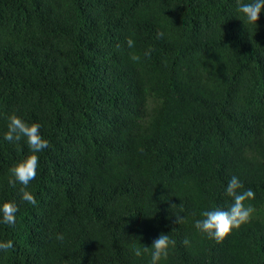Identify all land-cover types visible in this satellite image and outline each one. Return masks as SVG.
<instances>
[{"label":"trees","instance_id":"trees-1","mask_svg":"<svg viewBox=\"0 0 264 264\" xmlns=\"http://www.w3.org/2000/svg\"><path fill=\"white\" fill-rule=\"evenodd\" d=\"M13 113L49 141L35 205L8 184L30 154L3 139ZM233 175L253 211L217 242L194 222L230 206ZM4 201L19 210L0 264H148L132 248L161 233L162 264H264V12L255 27L236 0H0Z\"/></svg>","mask_w":264,"mask_h":264},{"label":"clouds","instance_id":"clouds-1","mask_svg":"<svg viewBox=\"0 0 264 264\" xmlns=\"http://www.w3.org/2000/svg\"><path fill=\"white\" fill-rule=\"evenodd\" d=\"M236 10L242 20L256 27L259 15L264 12V0H236ZM163 39L164 37L161 36L160 40L163 41ZM127 45L132 47L133 41L128 39ZM132 59L137 60L139 57L133 56ZM6 128L7 130L3 133L4 140L19 142L23 139L30 149L29 155L9 168L8 184L12 187L17 184L21 185V199L35 205L36 198L27 190V187L37 176L39 166L37 154L49 146V141L41 135L39 123L29 124L14 113L7 117ZM224 191L232 199L230 206L206 209L201 213L202 218L194 222L195 228L200 233L217 242L249 221L253 209L246 201H251L255 197V192L251 188L245 189L242 181L235 175L228 180ZM18 210L17 204L13 201L0 202V224L14 226ZM182 219L183 217H176V223ZM56 239L62 240L63 234H58ZM182 243L188 245L189 240L185 238ZM175 244L176 241L169 234L161 233L152 241L151 246H144L137 242L133 246L132 252L137 257L149 253L148 264H162V261L167 259L170 248ZM13 247L12 240H0V251H6Z\"/></svg>","mask_w":264,"mask_h":264}]
</instances>
